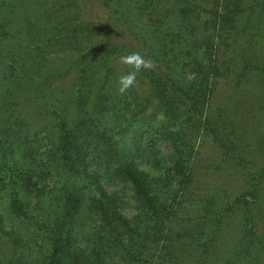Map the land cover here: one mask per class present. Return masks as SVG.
I'll list each match as a JSON object with an SVG mask.
<instances>
[{
    "label": "trees",
    "instance_id": "16d2710c",
    "mask_svg": "<svg viewBox=\"0 0 264 264\" xmlns=\"http://www.w3.org/2000/svg\"><path fill=\"white\" fill-rule=\"evenodd\" d=\"M243 1L141 0V15L152 28V44L157 48L150 51L142 47L147 46L145 39L140 44L110 42L100 25L69 24L62 14L42 31L29 24L23 34L11 32L9 23L0 19V206L13 216L38 222L25 200L34 198L38 206L47 201L40 222L47 242L32 264H108L109 250H120L121 264H153L155 255L147 251L149 240L143 233L150 223L141 225L139 219L124 216L114 194L101 184L105 175L129 182L135 199L147 211L143 216L159 226L164 224L148 194L147 174L118 150L114 131L104 121V113L113 111L110 100L118 92L119 76L130 70L122 64L120 72L114 63L133 52L155 62L153 70H143L137 76L145 88L143 95L132 87L116 98L124 105L130 96L131 103L139 101L137 113L150 105L164 117L154 129L172 146L174 171L183 178L193 138L198 131L208 130L206 123L200 126L209 71L223 75L229 69L213 39L218 36L223 46L226 41L234 48L240 46L238 41L248 28V23L240 24L238 18ZM253 8L245 9L248 19ZM91 34L92 39L101 38L87 43ZM58 45L73 48V58L62 73L52 72L47 58V50ZM185 47L194 48L197 54L201 51L206 60L205 64L196 61L198 69L190 80L183 75L181 52ZM61 82L66 87H61ZM50 96H54L52 100ZM183 120L190 126L175 129ZM37 131L47 136L48 158L39 156L32 136ZM213 141L217 142L214 132ZM216 145L230 152L221 142ZM90 189L94 195L88 201ZM88 221L97 222L101 248L95 241L89 249L83 248L78 239ZM4 229L0 211V232L11 236L12 232ZM157 233H163L160 227ZM188 235L189 231H172L163 235V240L178 242ZM12 239L18 241L20 236L15 234ZM36 240L32 236L33 244Z\"/></svg>",
    "mask_w": 264,
    "mask_h": 264
},
{
    "label": "rangeland",
    "instance_id": "374dc122",
    "mask_svg": "<svg viewBox=\"0 0 264 264\" xmlns=\"http://www.w3.org/2000/svg\"><path fill=\"white\" fill-rule=\"evenodd\" d=\"M249 5L254 8L248 19L249 11L245 9ZM140 7L141 0H0V19L9 23L11 32L23 34L29 24L42 31L62 14L69 24L100 25L110 42L140 44L145 39L147 46L143 48L157 50L152 44V28L143 20ZM238 18L240 24L248 23L238 41L239 47L234 48L228 41L223 46L218 36L213 39L220 46L224 66L228 64L229 69L223 75L209 71L207 102L200 126L206 123L208 130L198 131L193 138L183 178L174 171L172 146L154 129L158 119L164 117L153 106L139 108L137 113L139 101L131 103L134 100L128 96L125 100L128 103L123 105L116 92L110 100L113 111L104 113V121L119 142L118 150L147 174L148 194L153 197L164 224L159 226L143 216L147 211L135 199L129 182L105 175L101 184L114 194L118 210L124 216L139 219L141 225L143 221L150 223L143 233L149 240L147 251L155 255L153 264H264V0H244ZM93 39L92 34L87 35V43ZM72 50L59 45L47 50L52 72H63L73 58ZM200 52L187 47L181 52L187 80L198 69L196 61L206 63ZM114 65L123 71L119 60ZM59 84L66 87L64 82ZM134 87L143 95L145 88L140 81ZM189 126L190 122L183 120L175 129ZM213 132L217 142L213 141ZM32 136L39 156L44 159L49 149L45 132L37 131ZM220 142L230 152L216 145ZM93 195L90 189L87 200ZM25 201L38 222L13 216L0 206L4 231L12 232L11 236L0 232V264H32L46 246L40 222L45 218L48 203L43 200L38 206L34 198ZM96 223L88 221L81 229L78 239L83 248L89 249L93 241L96 247L103 246L96 234ZM159 227L162 234L157 233ZM172 231H189V235L186 240L165 243L163 235ZM13 233L22 241H13ZM32 236L37 239L34 244ZM109 251L108 264H121L120 250ZM132 264L139 263L132 261Z\"/></svg>",
    "mask_w": 264,
    "mask_h": 264
},
{
    "label": "clouds",
    "instance_id": "9594fccd",
    "mask_svg": "<svg viewBox=\"0 0 264 264\" xmlns=\"http://www.w3.org/2000/svg\"><path fill=\"white\" fill-rule=\"evenodd\" d=\"M119 62L126 65L130 70L118 78V92L124 95L130 88L137 84V76L143 70H153L155 62L145 57L139 52H133L126 56H121Z\"/></svg>",
    "mask_w": 264,
    "mask_h": 264
}]
</instances>
